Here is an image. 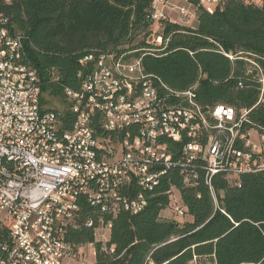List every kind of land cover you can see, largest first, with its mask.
Masks as SVG:
<instances>
[{
    "label": "built area",
    "instance_id": "2783aa9c",
    "mask_svg": "<svg viewBox=\"0 0 264 264\" xmlns=\"http://www.w3.org/2000/svg\"><path fill=\"white\" fill-rule=\"evenodd\" d=\"M183 1L178 11L189 17L190 2ZM219 1L202 4L211 11ZM151 19L168 17L154 6ZM2 27L8 24H0L1 63L15 57L27 69L20 70L22 78L11 64L0 70V264H75L89 245L71 240L82 228L94 229L103 251L114 253L108 243L115 218L144 212L171 171L185 188L197 187L203 174L213 193L218 175L240 186L242 176L264 172V130L251 121L253 109L238 115L223 104L205 108L196 87L171 89L132 53L82 60L89 71L81 89L67 95L74 122L65 129L64 114L41 103L42 83L26 61L25 37L15 34L8 43ZM156 41L163 45L161 35ZM92 69H100V77H92ZM116 84H125L127 96L118 95ZM169 192L174 214L185 218L178 189Z\"/></svg>",
    "mask_w": 264,
    "mask_h": 264
},
{
    "label": "trees",
    "instance_id": "16d2710c",
    "mask_svg": "<svg viewBox=\"0 0 264 264\" xmlns=\"http://www.w3.org/2000/svg\"><path fill=\"white\" fill-rule=\"evenodd\" d=\"M253 1L220 0L210 11L202 0H189L196 26L163 20L162 46L146 39L156 0H0V18L25 37L26 61L42 83L41 103L53 110L48 96L65 107L55 111L64 114L67 130L74 122L67 92L81 89L89 71L81 62L95 53H132L171 89L196 87L205 108L223 104L238 115L253 109L251 121L264 130V0ZM240 184L218 175L213 193L201 174L197 187L185 188L171 171L144 212L115 218L108 243L114 253L103 251L94 229L82 228L71 240L94 244L92 264H264V172L246 174ZM171 186L187 209L186 222L161 216L170 208Z\"/></svg>",
    "mask_w": 264,
    "mask_h": 264
},
{
    "label": "rangeland",
    "instance_id": "374dc122",
    "mask_svg": "<svg viewBox=\"0 0 264 264\" xmlns=\"http://www.w3.org/2000/svg\"><path fill=\"white\" fill-rule=\"evenodd\" d=\"M249 1H251V0H249ZM253 2L256 4H259V5L261 4L260 0H254ZM182 3L183 2H181V1L173 2V5H172L173 10L178 11V7H180L181 5L184 4V3L183 4ZM189 7H191V6H189ZM164 14L167 16L169 13L164 12ZM196 18H197V15L190 8V16L189 17H183L180 15L179 17L175 16L174 19H176L177 23H179L180 25L188 26V27H195L197 24ZM150 30H151V34L148 35V37L146 39L148 42H150V44L157 45L156 40H157L158 36L162 35L161 33L163 32V27H162L160 22L156 21L152 25ZM144 35L145 34H142L141 36H139L138 40H142L144 38ZM45 99H46V101H49V103H47V106L49 108H52L53 110H57V111H63L65 109V107L60 102H58L57 100H53L52 98H50L48 96H46ZM175 203L176 202H174V200H173L171 207L168 208L167 210L163 211L161 216L167 217V218H175V219H178L182 223L189 220L188 217H185V218H177L176 217V215L173 212V208H174ZM92 250H93V247L89 246V245L82 248L83 254L80 258V261L76 262L75 264H88V263H90V261L94 262L95 257L92 256Z\"/></svg>",
    "mask_w": 264,
    "mask_h": 264
},
{
    "label": "bare ground",
    "instance_id": "6f19581e",
    "mask_svg": "<svg viewBox=\"0 0 264 264\" xmlns=\"http://www.w3.org/2000/svg\"><path fill=\"white\" fill-rule=\"evenodd\" d=\"M1 24H8V20L1 19ZM2 34L6 36V40L8 43H15V34L10 32V30L6 27H2ZM20 37H24L23 35L19 34ZM0 49H2V42H0ZM2 62V55H0V70H6V64H11V72H15V78H22V71L26 70L27 65L23 62H19V64H15V57H6V63ZM94 67H99V59H96ZM92 77H100V69H93L92 70ZM116 91L118 92L119 96H127V89L125 88V84H116ZM72 91H68L67 95H73Z\"/></svg>",
    "mask_w": 264,
    "mask_h": 264
},
{
    "label": "crops",
    "instance_id": "0c3cea01",
    "mask_svg": "<svg viewBox=\"0 0 264 264\" xmlns=\"http://www.w3.org/2000/svg\"><path fill=\"white\" fill-rule=\"evenodd\" d=\"M178 1H181V2L184 3L183 0H157L155 2V5L154 6L155 7H158V9L161 10V11H163V12H168L169 13L167 15L169 22L177 23V20L174 19V18H175V16H178L179 17L180 16V13L178 11L173 10L172 5H173V2H178ZM184 5L185 4H183L181 6H184Z\"/></svg>",
    "mask_w": 264,
    "mask_h": 264
}]
</instances>
